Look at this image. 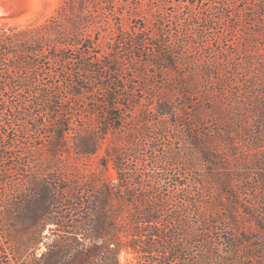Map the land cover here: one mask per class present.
Instances as JSON below:
<instances>
[{"label":"rangeland","instance_id":"374dc122","mask_svg":"<svg viewBox=\"0 0 264 264\" xmlns=\"http://www.w3.org/2000/svg\"><path fill=\"white\" fill-rule=\"evenodd\" d=\"M118 1L110 5L115 13L100 10L102 17L87 25L93 38L80 50L67 51L68 60L44 61L37 67L24 64L22 73L36 81L32 87L15 94L7 82L0 85V132L8 133L0 134V241L8 245L14 239L23 242L40 236V251L51 238L83 237L72 219L85 209L74 212L71 204L78 201L73 198L84 193L86 200L92 184L97 188L115 183L117 158L125 168V192H119L124 197L109 207L116 209V220L103 237L112 239L116 229H124L132 238L138 232L141 245L139 253L123 246L120 264H163L159 254L166 251L169 264L177 259L191 264L203 249L215 255L212 263L218 256L246 254L263 261L258 244L264 236L257 234L249 242H241L240 236H249L245 231L254 226L247 212H264V196L261 200L255 194L257 171L251 169L256 158H264V142L252 138L264 134L259 103L264 92V0ZM60 3L0 0V23L21 27L41 23ZM116 13L122 17L119 30L108 25ZM111 45L113 51L108 52ZM98 54L105 57L92 58ZM160 54H173L172 65L151 61ZM91 61L89 68L96 72L85 69ZM4 73H9L6 61L0 64V74ZM79 75L86 79L88 92L73 96L68 87ZM42 86L50 89L53 101L49 110L34 108L39 112L38 128L25 130L14 104L35 101ZM108 91L114 96L120 126L101 134L102 122L109 121ZM59 129H64V137L53 147V132ZM84 134H101L93 154L81 153ZM202 152L210 155V163L201 161ZM32 178L58 186L65 203L51 207L66 213L65 219L48 222L42 233L23 232L7 210ZM147 210L153 218L143 227ZM230 213L235 222L227 219ZM211 218L213 224H204ZM228 231L238 239V247L223 239ZM173 245L181 253L171 250ZM4 259L0 250V264Z\"/></svg>","mask_w":264,"mask_h":264},{"label":"trees","instance_id":"16d2710c","mask_svg":"<svg viewBox=\"0 0 264 264\" xmlns=\"http://www.w3.org/2000/svg\"><path fill=\"white\" fill-rule=\"evenodd\" d=\"M113 3L117 4L119 1L61 0L55 13L41 23H29L22 27L19 25L0 23V64H2V61H6L9 68V73H4L5 75L0 74V85L7 82L11 85L15 94L20 93L25 88L32 87L36 81L35 79L32 80L30 75L26 74L27 72L22 73L21 69H26L24 64H31L37 67L41 63L44 64V61L57 64L60 61L64 62V60H68L66 56L67 51H78L86 45L85 43L89 42L88 38H93V31L91 28L87 30L89 28L87 25H93L98 16L102 17L100 10H108L109 12L115 13L113 7H110ZM118 14L116 13L114 15V23L108 24L114 30H119L118 26L121 24L122 17ZM104 17L108 21L112 19L108 16ZM108 25L107 28H109ZM107 31H105V35ZM87 48L88 51L86 54L90 55V45ZM110 51H113L112 45L108 48V52ZM81 56H84V52ZM104 57L105 55L103 54L92 55V58L98 61H101ZM153 58L151 61H163L168 66H171L174 55L160 54ZM92 64H94L93 61L86 63L85 65L88 67L85 69L96 72L98 69L89 68ZM14 71H17L16 75ZM19 72L21 73L18 74ZM86 82L83 75L76 77L68 87L70 93L73 96H80L88 92V87L85 85ZM2 89L0 87V90ZM49 92L50 89L47 86H42L38 91L39 96L36 97L35 101H23L20 105L15 102L14 107L19 108V116H21L20 118L26 124L25 130H28V127L38 128L39 122L37 117L39 112L37 114L33 111L36 107L41 109L45 108L46 110L48 107L49 110V106L53 101V97L49 95ZM106 97L105 117L109 118V121L102 122L104 128L101 134H106L111 128H118L120 126L116 111L117 107L112 103L114 96L108 91ZM259 99V103L264 109V92L261 93ZM2 105L3 103H0V106ZM21 130H23V127ZM0 134L6 137L8 133L5 131L0 132ZM53 134L55 141L52 143V146L56 147L64 137V129H59L57 132L54 131ZM101 134H84V146L81 147V153H84V155L93 154L100 143ZM252 138L256 143L260 144L264 142V134H257L256 138ZM201 154L200 159L203 163L211 162L209 159L210 155L204 152ZM116 161L117 158H114L113 168L118 178L115 183L102 184L97 188H95V184H92L90 189H88L89 195L86 200H84V193L80 194V196L78 195L77 198H73L78 201L76 204L74 202L71 204L74 212L85 209L84 212L78 213L72 219V223H75V228L81 229L83 232V237L70 238L67 241H62L59 238H51L49 241L44 242V247L40 251H37L40 248L39 245L42 240L40 236L36 240L25 239L23 242L21 241L22 239H14L8 245L0 241V250L5 258L3 264H120L118 254L123 246H128L139 253L141 245L138 244V232L132 238L128 236L127 231H124V229H120V231L116 229L117 237H113L112 239L103 237L104 234H108L114 224L113 221L116 220V209L110 210L109 207L115 199L120 200L123 198L124 195L120 193L125 192V188L122 187V181L125 180V178H122V172L125 168L117 164ZM251 169L257 171L258 187L256 188L252 183H248L247 187L251 189L256 188V193H254L261 195L260 199L263 200L264 158L262 156L256 158ZM260 171L262 172L260 173ZM65 189V187H62V191ZM59 190L60 188L58 186H53L49 181L34 178L29 179L24 193L19 198L12 199L7 204V210L11 216L13 225L19 227V229L26 233H33L35 231L42 233L48 222L52 221L56 224L62 222L66 217V213L51 209V207L59 208L65 205L59 196ZM247 214L251 216L250 221L254 223V226L251 230L245 231L249 236H240L241 242L253 241L257 234L264 236V212L259 214L251 211L247 212ZM226 217L230 222H235L236 220V217L232 213ZM152 218L151 210L143 212V227H148L150 224L148 222L152 221ZM209 221L212 224L214 223L213 218H211L210 220H206L204 224H209ZM122 235L126 238V241L122 238ZM222 237L231 247H238V239L231 237L229 231L223 233ZM262 240L263 243L258 244V248L264 252V238ZM144 243L145 240H143L142 244ZM171 248L176 253H181L182 249L178 245H173ZM204 248L210 249L211 247L204 245ZM169 255L170 253L168 251L159 254V257L164 260L163 264H169L165 261ZM211 257H215V255L213 253L208 254L203 249L191 264H264V260L259 261L256 256L249 254L243 256H218L215 258L214 263L211 262ZM175 264H183V260L180 261L177 259Z\"/></svg>","mask_w":264,"mask_h":264},{"label":"bare ground","instance_id":"6f19581e","mask_svg":"<svg viewBox=\"0 0 264 264\" xmlns=\"http://www.w3.org/2000/svg\"><path fill=\"white\" fill-rule=\"evenodd\" d=\"M0 8H1V6H0Z\"/></svg>","mask_w":264,"mask_h":264}]
</instances>
